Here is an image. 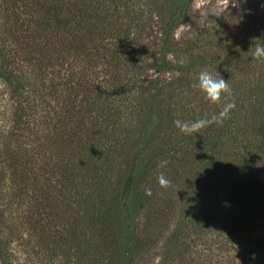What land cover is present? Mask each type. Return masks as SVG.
I'll use <instances>...</instances> for the list:
<instances>
[{"label": "trees", "instance_id": "16d2710c", "mask_svg": "<svg viewBox=\"0 0 264 264\" xmlns=\"http://www.w3.org/2000/svg\"><path fill=\"white\" fill-rule=\"evenodd\" d=\"M192 1L0 0V76L15 72L19 54H31L62 65L71 88L94 79L104 86L100 103L88 104L85 128L70 111L57 123L61 136L43 144L57 181L39 187L29 160L10 178L0 228L7 240L33 243L30 260L139 264L142 249L171 226L162 262L212 264L216 251L228 264H264V61L252 58L264 46V0H238L216 19L225 49L205 67L232 90L218 105L191 87L201 64L190 38L180 52L192 59L175 74V31ZM154 8L157 43L147 63L157 74L149 77L133 54ZM179 81L180 95L202 97L199 108L167 99ZM228 102L235 103L228 118L199 133L185 135L173 123L211 118ZM168 169L180 170L173 216L172 193L166 201L157 191Z\"/></svg>", "mask_w": 264, "mask_h": 264}, {"label": "rangeland", "instance_id": "374dc122", "mask_svg": "<svg viewBox=\"0 0 264 264\" xmlns=\"http://www.w3.org/2000/svg\"><path fill=\"white\" fill-rule=\"evenodd\" d=\"M235 2V0H234ZM206 9L196 10L191 4V9L185 14L182 22L175 31V37L178 41L177 60L179 67L176 68L175 74L180 72V62L186 64L192 58L190 54L180 52V43L183 41H195L194 57L201 65L193 67L194 75L206 69L205 65L217 52L221 53L225 49L224 41L217 37L216 19L214 5ZM154 8V15L151 22V28L147 35L139 40L134 50L133 58L138 66H144V73L151 77L157 74L154 69L149 68L151 56L153 57L154 47L157 43V28L159 26V15ZM189 24L191 28L182 30L181 25ZM243 30V28H242ZM19 36L23 35V30ZM26 43V42H25ZM23 43V46H25ZM34 45V42L26 43ZM0 39V54L2 53ZM214 54V55H213ZM26 60L24 54H19L15 58V72L5 77L0 76V208H4L10 200L9 183L14 172L20 170L21 165L29 160L34 166L35 175L37 176L38 186L44 188L45 185H52L57 181V175L49 165H45L47 154L44 150V143L52 136H61V130L58 121L62 115L74 113L76 125L85 128L88 123L91 112L87 110L89 103L97 102L98 94L104 86L97 80L94 82L87 81L85 85L75 88L69 87L66 79L64 67L57 62L40 63L37 55L29 54ZM25 59V60H24ZM51 62V61H50ZM163 75V73H161ZM172 74V73H171ZM171 74H164L171 76ZM146 76V77H147ZM169 101L176 102L173 106L180 109V99L184 104H193V108H199L202 104V97L194 94L180 95V81L174 84L173 89L168 90ZM175 92V93H174ZM102 93V92H101ZM175 94L172 95V94ZM196 98V99H195ZM88 102V103H87ZM91 104V105H92ZM180 112V111H179ZM73 115V116H74ZM169 173L163 175L170 181L168 187L158 186L160 196L165 195L168 201V195L172 193L170 203L172 208L171 215H175V207L180 205V170L177 172L168 169ZM16 217L20 220L21 212ZM173 217H171L172 220ZM172 222V221H171ZM173 223V222H172ZM1 227V225H0ZM171 230V226L160 239L142 249L139 255V264H180L176 261L162 262L166 237ZM6 233L0 228V264H39L40 261L30 260L28 251L33 248V243L24 238H14L7 240ZM29 237V236H28ZM27 238V237H26ZM210 252H213L210 250ZM211 256V254H209ZM212 264H228L226 256L223 253L214 251ZM43 264V263H42Z\"/></svg>", "mask_w": 264, "mask_h": 264}, {"label": "clouds", "instance_id": "9594fccd", "mask_svg": "<svg viewBox=\"0 0 264 264\" xmlns=\"http://www.w3.org/2000/svg\"><path fill=\"white\" fill-rule=\"evenodd\" d=\"M212 3V0H193V5L196 10L206 9ZM215 14L217 16L229 11L230 6H238V0H215L214 5ZM191 25H181L182 30H188ZM252 58L260 61H264V46H256ZM192 88L199 90L204 94V100L213 105L221 103L222 97H231L232 90L227 82L220 75L215 76L207 70H202L198 73L197 80L191 85ZM235 107L234 102L225 103L222 110L218 115H213L211 118H201L191 123L182 122L180 120L173 121L174 125L179 129L180 132L185 135H191L199 133L207 126L216 123L221 124L225 119L228 118L230 111ZM167 164V161H161V166ZM158 183L161 187H168L170 181L161 173L158 177ZM146 194H150V191ZM252 259H255V253L252 254Z\"/></svg>", "mask_w": 264, "mask_h": 264}]
</instances>
